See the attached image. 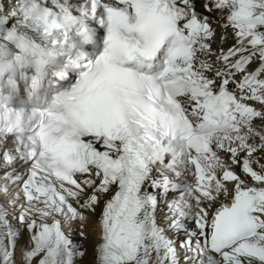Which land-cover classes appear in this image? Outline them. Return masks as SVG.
<instances>
[{"label": "snow or ice", "instance_id": "obj_1", "mask_svg": "<svg viewBox=\"0 0 264 264\" xmlns=\"http://www.w3.org/2000/svg\"><path fill=\"white\" fill-rule=\"evenodd\" d=\"M6 86L0 264H264V0H0Z\"/></svg>", "mask_w": 264, "mask_h": 264}, {"label": "bare ground", "instance_id": "obj_2", "mask_svg": "<svg viewBox=\"0 0 264 264\" xmlns=\"http://www.w3.org/2000/svg\"><path fill=\"white\" fill-rule=\"evenodd\" d=\"M87 230H88L89 232H92V231H93V228H92L91 226H89V227L87 228Z\"/></svg>", "mask_w": 264, "mask_h": 264}]
</instances>
